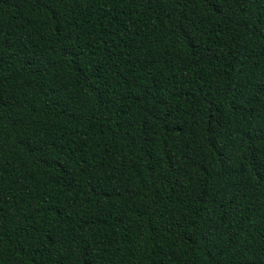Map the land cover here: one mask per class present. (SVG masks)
<instances>
[{"label": "trees", "instance_id": "1", "mask_svg": "<svg viewBox=\"0 0 264 264\" xmlns=\"http://www.w3.org/2000/svg\"><path fill=\"white\" fill-rule=\"evenodd\" d=\"M0 264H264V0H0Z\"/></svg>", "mask_w": 264, "mask_h": 264}]
</instances>
